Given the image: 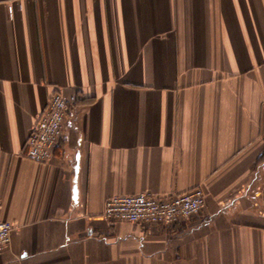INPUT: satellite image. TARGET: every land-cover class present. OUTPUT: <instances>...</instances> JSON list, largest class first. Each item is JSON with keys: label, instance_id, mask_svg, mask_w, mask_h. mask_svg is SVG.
<instances>
[{"label": "crops", "instance_id": "crops-1", "mask_svg": "<svg viewBox=\"0 0 264 264\" xmlns=\"http://www.w3.org/2000/svg\"><path fill=\"white\" fill-rule=\"evenodd\" d=\"M46 163L25 155L51 94ZM172 226L116 195L182 194ZM0 264H264V0H0Z\"/></svg>", "mask_w": 264, "mask_h": 264}, {"label": "built area", "instance_id": "built-area-1", "mask_svg": "<svg viewBox=\"0 0 264 264\" xmlns=\"http://www.w3.org/2000/svg\"><path fill=\"white\" fill-rule=\"evenodd\" d=\"M72 102L62 90H55L27 138V158L46 163L59 145L65 122L72 109ZM207 193L201 186L182 194L155 195L141 192L134 195L111 197L106 203L104 216L110 221L145 223L172 226L201 213L206 206ZM14 226L0 222V252L6 250L12 240Z\"/></svg>", "mask_w": 264, "mask_h": 264}]
</instances>
